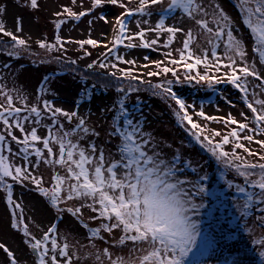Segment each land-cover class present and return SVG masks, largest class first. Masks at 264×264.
I'll return each mask as SVG.
<instances>
[{"label": "snow or ice", "instance_id": "snow-or-ice-1", "mask_svg": "<svg viewBox=\"0 0 264 264\" xmlns=\"http://www.w3.org/2000/svg\"><path fill=\"white\" fill-rule=\"evenodd\" d=\"M29 3L32 9L38 7V0H29ZM72 3L75 4L76 0H72ZM128 3H132V0H128ZM106 4L124 9V12L115 19L117 34L112 41V47L108 48V53L114 52L124 40L132 41L137 38L141 41L140 47L155 50L153 46L158 44L161 34H167V41L163 47L169 48L177 34L183 33L185 38L182 49L178 50L179 59H172V52L168 51L165 53L169 58L168 63L182 67L185 80L204 82L210 87L227 82L242 94L244 104L251 114L249 116L244 112L240 113L245 122L238 121L231 114L225 118L209 116L203 111L195 113L205 121H223L225 125H235L227 134L222 135L219 131H213L209 136L203 134L205 127L194 122L192 115H189L188 108L191 105H186L170 87L162 84L154 86L162 89L163 93L169 94L175 101L179 109L178 119L182 126L184 122L191 126V134L196 142L219 164L233 170L238 177L242 178L241 184L233 185L231 181L228 183L230 188L235 187L236 194L243 200V203L237 206L239 215L244 218L249 217L254 206L264 204V139L256 138L264 136V98H260L264 94V74L258 71V65L264 66V0H235L234 3L240 22L253 41L254 62L248 60L244 38L235 34L236 22L218 3L213 4L211 0H138L135 8L128 7L123 0H92V6L88 11L77 13L65 7L56 15L58 17L66 15L70 19L80 20ZM155 6H160L158 22L146 29L140 28L138 22L137 28L140 30L134 35H128L126 18L150 16ZM178 16L191 21L198 31L166 24L169 18L177 19ZM99 19L105 24L109 23L104 15H100ZM65 22L62 20L56 23V29ZM143 23L149 22L144 20ZM16 25L17 31H21L19 18L16 20ZM147 32L157 33L156 38L146 40ZM0 34L10 37L16 46L22 48L26 45L24 39L7 31L3 23H0ZM198 37H202L207 45L200 55L196 54L192 48ZM56 42L61 48L63 47L60 37H56ZM77 43L81 48L84 45L95 48L99 42L87 39ZM39 47L51 51L55 45L40 42ZM104 47L107 48V44ZM126 47L133 48L136 45L130 42ZM221 48L222 55L217 51ZM85 54L88 55V53ZM116 59L121 63L135 64V61H124L119 56ZM145 59L149 57L146 56ZM154 63L159 72H150L149 76H157L161 72L164 74L171 72L173 76H176L174 68L162 66V61ZM201 66L205 69L204 74L198 71ZM88 67L92 68L93 65L90 64ZM99 67L106 68L107 65L100 63ZM111 67L116 68L117 65L112 64ZM222 70V75H216ZM119 71L121 77L118 79H138L131 70L120 69ZM109 75L115 77L116 73L112 72ZM253 80L258 83L253 84ZM254 89H260V92ZM137 90L129 89V91ZM118 91L127 95L123 87H120ZM0 95L5 101L0 103V125H2L0 128V188L7 192L9 204H13L16 209L21 208V205L14 203L12 199L13 184L7 182L8 178L19 184L30 181L58 212L66 211L77 219L83 215L82 208L87 207L95 213L90 219L100 220L102 223L99 227L90 230L89 240H103L102 232L111 236L114 230H120L121 235L114 243L126 246L128 242H131L129 259L120 256L113 259L109 249L104 248L103 256L108 258L109 264H200L211 245L207 236H202L200 224L193 219V215L203 207L202 204L195 203L193 197L206 193L207 189L202 184L181 178L180 173L190 168L191 163L182 161L179 154L169 160L157 150L156 146L149 147L151 138L144 133L140 121L129 113L123 98L119 102V114L113 119L114 130L109 133L110 137H118L119 141L114 152L109 150L106 153L95 143H82L90 135L98 136L99 133L87 126L86 118L80 117L77 111L68 112L44 101L42 110L49 114L51 125L47 126L46 136L41 137L35 127L26 131L25 122H28L30 117H34L32 122L40 124L42 110L36 106L30 108L28 105L14 106L13 96L3 88H0ZM89 99L90 97L86 95L85 100ZM22 112L29 114L22 117ZM58 117H63L69 123L75 118L77 123L66 130L64 123ZM14 129L18 130L22 137L15 135ZM214 137L222 138L215 141ZM9 138L21 146L15 153L8 143ZM242 141H247L249 144L255 143L261 151H253ZM230 144L231 151L225 150V146ZM37 145H42V148ZM238 149L246 155H241L237 152ZM21 154L23 166L12 163L13 156ZM31 154L37 158L36 163L29 159ZM251 157L256 159H249ZM41 160L44 164L58 165L64 170V175L56 174L52 177L54 183L51 189L40 187L41 179L32 175L29 170V165L36 167ZM192 171L196 169L192 168ZM207 179L206 174L199 177L200 181ZM189 184L192 186L191 190L186 187ZM74 200L80 201V205L60 207L61 204ZM257 210L264 212V208H257ZM257 219L260 227L264 228V215ZM21 224H23L22 219L12 224V227L20 228ZM83 226L88 227L87 224ZM20 230L25 237L29 238L26 243L36 256L34 264H73L76 254L69 252L68 243L62 246L58 244L54 238L57 232L55 224L49 227L39 239L31 235L26 224ZM198 237L202 241L199 246L197 245ZM253 243L264 249V238L254 239ZM92 247L96 245L93 244ZM0 250L6 254L8 264H19L13 251L4 243H0ZM259 256L261 264H264V250L259 252ZM96 259L100 260L99 254L96 255Z\"/></svg>", "mask_w": 264, "mask_h": 264}, {"label": "rangeland", "instance_id": "rangeland-1", "mask_svg": "<svg viewBox=\"0 0 264 264\" xmlns=\"http://www.w3.org/2000/svg\"><path fill=\"white\" fill-rule=\"evenodd\" d=\"M128 7H136L138 0H123ZM213 4L218 3L224 11L233 18L236 22V33L238 36L244 38L246 44V51L248 53L249 62H254V53L252 52L253 41L248 34L247 29L240 22L239 14L234 7L235 0H211ZM92 6V0H76L73 4L72 0H38V7L32 9L29 0H0V23L5 25L7 31L13 32L19 38L24 39L26 45L24 47L16 46L18 51L11 53L12 49H7L8 45L12 43L10 37L0 34V88L11 94L14 98V106L23 107L24 105L36 106L43 109L44 101H48L54 107L61 108L65 111H77L80 117L86 118V124L98 136H89L86 141L82 143H95L98 148L104 149L107 153L109 150L115 151L116 142L109 133L114 129L112 126L113 119L117 116L118 106L121 98L125 101V107L129 113L139 120L144 133L151 138V146H156L157 150L163 153L166 159L171 160L176 154L181 156L182 161L191 163L190 168H186L180 173L181 178L188 181L204 185L207 182L211 190H216L218 180L213 176V161H207L206 155L200 154L202 148L200 144L194 140L193 145L189 144L183 137V133H179L173 126V112L171 105H167L163 98L166 93L156 94L150 90L151 84L158 83L159 80L165 81L168 78H181V83L185 81L184 70L177 65L168 63V57L165 53L172 52V59H179V51L182 49L183 40L185 38L183 33H178L174 42L169 48L163 47L167 41V34H161L160 40L153 49L140 47L141 41L137 38L132 41L125 40L112 53H108V48L112 47L114 38L115 19L124 9L106 4L103 8H97L92 14L82 17L80 20L68 18L66 15L57 16L56 13L62 12L63 8L69 7L73 11L79 13L81 11H88ZM150 16H134L126 18L128 20V35H134L140 28L153 27L158 22L160 6H155ZM100 15L108 18L109 23L105 24L99 19ZM175 15V14H174ZM21 21V31H17L16 20ZM66 21L62 23L61 29H56L55 24L59 21ZM148 20V24L143 23ZM91 21V23H89ZM140 23V28H137V23ZM169 26L183 27L186 30L192 28L193 31L198 29L188 21L186 18L177 17V19L169 18L166 21ZM60 37L63 47L56 42V37ZM157 33L147 32L145 39H155ZM93 39L98 41V46L93 48L91 45H84L80 47L78 41ZM45 42L47 44L55 45L51 51L40 48L39 43ZM133 43L136 47L128 48V43ZM107 44V48L104 45ZM207 47L206 42L202 37H198L197 41L193 43L192 48L198 55L202 54V49ZM4 49V50H3ZM222 55V48L217 50ZM85 53H88L86 55ZM107 56H105V54ZM20 55V56H19ZM121 57L124 61H135V64L121 63L116 57ZM149 59H145V57ZM209 58L211 59L210 51ZM74 59L79 64H85L87 68L85 75L87 77L78 78L81 72H84L80 67L72 65L70 60ZM155 61H162V66L174 68L176 76L171 72L168 74L160 73L157 76H149L150 72H159L155 66ZM91 62V63H90ZM105 63L106 68H100L99 64ZM93 67L89 68L88 65ZM116 64V68L111 65ZM148 65V67H144ZM70 70L67 75L58 74V78L50 74L49 71ZM120 69L131 70L132 74L137 76V80L130 81L126 78L124 83H119L118 78H111L109 72H115L116 75H121ZM64 71V70H62ZM201 74H204L205 69L201 66L198 68ZM258 71L264 74V66L258 65ZM74 72V74H73ZM217 73L216 75H222ZM87 81H86V80ZM251 80V78H250ZM112 81V82H111ZM113 82L120 84L116 89L112 85ZM253 84L258 82L252 81ZM100 84V85H98ZM168 84H166L167 87ZM92 87V88H91ZM123 87L128 97H124V93L118 91ZM173 87V86H172ZM221 92L215 97L213 101H207L202 94H193L186 89L180 90L178 93L182 96L186 105H191L189 115H192L193 121L205 127L204 135L211 136L213 131H219L222 135L227 134L235 127V125H225L223 121H205L201 117L195 115L196 112L203 111L209 116L227 117L231 114L240 122H245L240 115L241 112L251 116L246 108L242 94L232 85L224 82L219 85ZM88 88H91L88 89ZM130 88L138 89L137 91H129ZM260 92V89H254ZM134 92V94H131ZM89 96V100H85V96ZM251 99V95L249 97ZM264 98V94L260 96ZM4 98L0 95V103H4ZM28 112H22L21 116L28 115ZM34 117H30L28 122H25V130L30 131L33 127L37 129L38 135L46 136L47 126L51 125L49 114L41 111V122L35 124L32 121ZM58 119L64 123L65 129H70L77 123L74 118L71 123L66 121L63 117ZM251 126V124H250ZM2 128V125H0ZM109 129L111 131H109ZM14 134L22 137L18 130H13ZM192 131L191 129L188 130ZM191 135V134H190ZM222 137H214L215 141H219ZM257 139H264V136L256 137ZM116 139V138H114ZM119 140V138H118ZM245 146L250 147L253 151H261L259 146L255 143L249 144L247 141H242ZM9 145L13 149V153L17 152L21 147L15 142L8 140ZM42 148V145H37ZM231 144L225 146V150L231 151ZM54 146V151H56ZM241 155H246L242 150H237ZM22 154L13 156L12 163L17 166H23ZM29 159L34 163L37 158L34 154L29 156ZM249 159L255 160V157ZM195 168L196 171H192ZM29 170L32 175L41 179L42 188L51 187L54 181L52 177L56 174L64 175V170L58 165L44 164L43 161L38 162V166L33 167L29 165ZM207 175L208 179L200 181L199 177ZM10 179V178H9ZM11 180V179H10ZM229 181L233 185L243 183L242 178L236 175V178H229L225 186L229 191L226 193L227 199L220 195L218 198L223 200L222 207H219L213 215L210 213L208 198L204 194L193 197L197 204H202L203 207L199 212L193 215V219L200 224L202 236H207L211 245L210 250L201 259L200 264H260L259 252L261 249L258 246L254 248L250 245L254 239L264 238V228H261L257 217L264 215L257 208H264V204L254 206L253 213L250 216V221L239 215L238 205L243 203L240 196L236 194L235 187H229ZM12 199L14 203H19L21 208H14L13 204L7 203L5 196L0 191V243H4L15 254L19 264H34L36 260L35 254L28 247L26 241L29 239L25 237L20 228L26 224L32 236L39 239L53 224L57 226V232L54 238L61 246L64 243L69 244V252L75 253L73 264H109L107 257L103 256V249L108 248L112 258L117 256L129 259V249L132 247L131 242L126 246H120L114 242L121 235L120 230H114L111 236L102 232L104 237L101 239L89 240L88 235L89 226L91 228L99 226L100 220L93 221L90 217L94 216L87 207L82 208V217L77 219L71 214L65 212H58L52 205L47 202L44 197L38 193L36 185L30 181H24L23 184L12 182ZM186 187L191 190V184ZM80 201H69L67 204H61V208L67 206H79ZM15 213V215H14ZM233 215H238L239 220L234 221ZM23 221L20 228H13L12 224L19 220ZM249 220V219H248ZM87 224L85 228L83 225ZM247 228L245 232L243 229ZM246 239L250 242H246ZM201 238H197V245L201 244ZM96 247H92V245ZM195 251V249H194ZM100 255V260L96 259V255ZM191 256V254H190ZM135 259V257H131ZM0 264H8L6 254L0 250Z\"/></svg>", "mask_w": 264, "mask_h": 264}, {"label": "trees", "instance_id": "trees-1", "mask_svg": "<svg viewBox=\"0 0 264 264\" xmlns=\"http://www.w3.org/2000/svg\"><path fill=\"white\" fill-rule=\"evenodd\" d=\"M130 8H135L134 6H132V7H130ZM89 10V9H88ZM123 12H124V10H123ZM122 12V13H123ZM121 13V14H122ZM90 14H92V13H90ZM84 18H85V16H84ZM58 23V22H57ZM62 25V24H61ZM56 28V27H55ZM61 29V27L59 28V30ZM117 33L115 32L114 33V37H115V35H116ZM114 39V38H113ZM125 41V40H124ZM10 47H11V49H12V51H11V53L13 52V53H16V52H18V51H15V50H18V48L15 46V44H14V42L12 41V43L10 44V45H8V47H7V49H10ZM4 50V49H3ZM116 50V49H115ZM2 51V49H0V52ZM20 56V55H19ZM72 61H75V63H72ZM70 62H71V64L72 65H75V67L77 66V67H80L84 72H81L79 75H76V76H78V78L80 79V78H83L84 79V77L86 78L87 77V75H85V73H87L86 71H85V69L87 68V66H86V63L85 64H79L78 63V61H76V60H74V59H71L70 60ZM91 63V62H90ZM90 65V64H89ZM76 67V68H77ZM62 70H64V71H62V70H57V72H56V70L55 71H49L50 72V74L52 75H56L54 78H58V74H63V75H67V74H69L68 72L70 71H68V70H65L64 68H62V67H60ZM68 71V72H67ZM110 73V72H109ZM73 74H74V72H73ZM109 75V74H108ZM192 75H195V73H192ZM110 76V75H109ZM118 77H121V75H116L115 76V78H118ZM111 78H113V76L111 77ZM126 78H120V79H116V80H118V82L119 83H124L126 80H125ZM129 79V78H128ZM86 80V79H85ZM130 80V79H129ZM87 81V80H86ZM130 81H132V80H130ZM112 82V81H111ZM169 82H171L170 84H169ZM157 84H162V85H164L165 87H166V84H168L167 85V87H170L171 89H172V91L174 92V93H176V95L180 98V99H182V96H180L178 93L180 92V90H182V89H186L187 91H190V92H192L193 94H202L203 95V97H204V99H206L207 101H213L214 99H215V97L221 92V88L219 87V85H221V84H223V83H219V84H214V85H212L211 87L207 84V83H204V82H201V83H196L194 80H192V81H188V80H185L184 81V83L182 82L181 83V78L179 77V79L176 77V78H172V80H170L169 78L167 79V80H165V81H161V80H159L158 81V83H156V84H151V86H150V90H152L153 92H155L156 94H158L159 95V93L160 94H163V91H162V89H158V88H155L154 86L155 85H157ZM98 85H100V84H98ZM113 86H114V88L116 89L117 87H119L120 86V84H118V83H115V82H113V84H112ZM101 86V85H100ZM173 86V87H172ZM92 88V87H91ZM91 88H88V89H90L91 90ZM131 94H134V92H132ZM160 96V95H159ZM124 97H128L127 95H125V93H124ZM163 100L165 101V103L168 105H171V107L169 108V109H171V111L173 112V115H174V118H173V126H174V129L175 130H178L179 131V133H183V137L185 138V140L189 143V144H191V145H193V144H195V143H193L194 142V140H195V138L192 136V134H191V131L189 132L188 130L189 129H191V126L190 125H187V123L186 122H184L183 123V126H182V123H181V121L178 119V117H177V112L179 111V109H178V106L176 105V103H175V101L173 100V99H171V97H170V95L169 94H166V96L163 98ZM183 100V99H182ZM184 101V100H183ZM188 112H189V110H188ZM118 113H119V111H118ZM180 115H183V113H180ZM77 122V121H76ZM113 125V124H112ZM112 127V126H111ZM109 131H111L110 129H109ZM191 134V135H190ZM113 140L116 142V145L118 144V137H116V139H114L113 138ZM194 147L196 146V145H193ZM116 147V146H115ZM200 154H202L203 156H205L206 155V158H207V161H213V165H214V167H213V170H212V172H213V176H215L216 177V180H218V185H217V189L216 190H211L210 189V187H208V185H207V182L203 185L206 189H207V191H206V193H204V195H205V197L206 198H208L207 200H208V204H209V209L211 210L210 211V213H211V215H213V213H215L216 212V210H218V208L219 207H222L221 206V203L223 202V200H221V199H219L218 197L220 196V195H223L226 199H227V197H226V193L229 191V189H228V187H226L225 186V184H226V182L228 181V179L229 178H231V179H233L234 177L236 178V173L233 171V170H231V169H227V168H225V167H223L221 164H219L216 160H215V158L214 157H212L211 156V154L206 150V149H201L200 150ZM7 182H9V183H11V180L8 178V181ZM52 187V186H51ZM51 187H47V189H51ZM0 191L3 193V196H5V200H6V202L8 203V199H7V192L6 191H4L2 188H0ZM38 193L40 194V191L38 190ZM44 197V196H43ZM44 199L47 201V202H49L50 203V201L47 199V198H45L44 197ZM252 213H253V211H252ZM252 215V214H251ZM250 215V216H251ZM250 216L249 217H247L246 219L247 220H245L246 222L248 221H250ZM232 219L236 222V221H238L239 220V216L238 215H233V217H232ZM249 219V220H248ZM101 223H102V221H101ZM101 223L99 224V226L101 225ZM99 226H97V227H99ZM89 228V232H90V230L91 229H93V228H91L90 226L88 227ZM94 228H96V227H94ZM245 232L247 231V228H244L243 229ZM246 242H249L248 241V239H246ZM250 243V242H249ZM250 245L254 248V246L256 247V245L254 244V243H250ZM256 251H258V252H260V249H257ZM190 259H191V256H190ZM258 262L261 264V258L259 257V260H258Z\"/></svg>", "mask_w": 264, "mask_h": 264}]
</instances>
